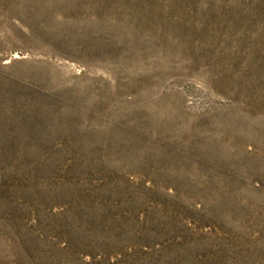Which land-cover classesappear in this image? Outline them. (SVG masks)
Masks as SVG:
<instances>
[{"label":"rangeland","instance_id":"obj_1","mask_svg":"<svg viewBox=\"0 0 264 264\" xmlns=\"http://www.w3.org/2000/svg\"><path fill=\"white\" fill-rule=\"evenodd\" d=\"M0 264H264V0H0Z\"/></svg>","mask_w":264,"mask_h":264}]
</instances>
